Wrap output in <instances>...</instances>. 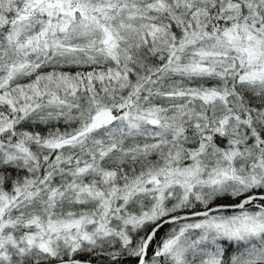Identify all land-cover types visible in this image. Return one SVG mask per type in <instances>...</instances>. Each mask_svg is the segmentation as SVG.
I'll list each match as a JSON object with an SVG mask.
<instances>
[{
	"label": "snow or ice",
	"instance_id": "snow-or-ice-1",
	"mask_svg": "<svg viewBox=\"0 0 264 264\" xmlns=\"http://www.w3.org/2000/svg\"><path fill=\"white\" fill-rule=\"evenodd\" d=\"M0 264H264V0H0Z\"/></svg>",
	"mask_w": 264,
	"mask_h": 264
}]
</instances>
